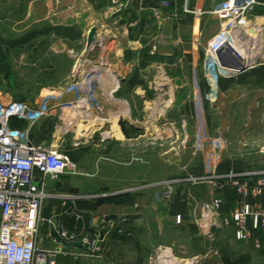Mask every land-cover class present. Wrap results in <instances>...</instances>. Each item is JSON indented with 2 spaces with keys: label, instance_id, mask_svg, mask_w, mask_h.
<instances>
[{
  "label": "crops",
  "instance_id": "0c3cea01",
  "mask_svg": "<svg viewBox=\"0 0 264 264\" xmlns=\"http://www.w3.org/2000/svg\"><path fill=\"white\" fill-rule=\"evenodd\" d=\"M224 1L0 0L1 84L8 83L9 88L12 86V89H16V75L19 72L15 68H28L32 75L42 78L45 86L48 84L49 87L43 89V93H51L85 59L91 65L111 71L113 79L120 82L118 93L122 94V102H114V108L118 112L126 111L133 122L124 118L123 123H130L136 128L138 126L134 122L142 121L132 116L141 113L137 107L132 108V103H135L137 97L138 100L148 101L150 92L148 94L147 89L140 84L146 78L142 72L151 70L150 76H155L159 83L162 77L164 80L161 81L165 83L163 86H170L176 106L167 110L173 120L180 123L185 120L188 127L192 126L204 140L200 154L205 168L198 171V175L214 174L220 178V182L216 180L214 188L208 184L200 186L205 190V195L198 194L193 186H179L170 197L160 202L152 199V192L136 195L135 201L131 199L130 202L129 197L122 200L121 189L110 191L108 196L99 199L102 195L98 188L99 179L119 182L122 171L126 172L111 155L103 158L111 166L107 174L100 170L88 172L96 181H81L70 173L59 179L45 178L44 188L50 198L45 201L41 212V218L45 221L40 225L39 247L45 250L57 247L50 236L54 235L55 230H64L79 237L76 245L65 246L66 252L85 253L89 248L93 252L92 257L79 260H74L71 255L59 256L60 264H84V261H90V264H122L131 255L135 263H140L143 257L137 244L131 252H122L123 244L133 241L130 238L133 235L122 225L124 215L135 217L134 226L138 222L143 226L145 220L136 216L148 211L153 221L149 225L151 231L156 232L157 238H162L164 232H170L171 244L183 247L181 241L174 240L176 217H182L181 233L192 235L202 244L210 240L202 239L208 235L200 222L204 203L214 198H223L225 217L244 203L254 208L263 205V197L239 195L229 183V178L237 176L240 181L247 179L252 185H256L259 179L264 180V62L231 78H223L218 101L209 103L206 100L209 88L204 78L205 51L222 30L221 22L208 12ZM260 1L261 5L255 9L251 20L264 27V0ZM93 28L97 30L96 42L88 47V36ZM102 33L105 34L107 44L99 49ZM97 49L99 51L95 52ZM64 67L65 74L62 72ZM161 71L166 76L159 77L157 74ZM109 83L105 93L116 94L117 91L111 90ZM7 95L34 103L31 100L39 94ZM71 99L66 96L65 101ZM51 104L56 109L49 117L32 126L14 121L13 127L28 130L36 144L61 146L65 143L64 132H70L66 130L69 126L65 123L72 118L71 114L62 116V111L73 108L72 104H67L69 107L59 109L55 99ZM59 116L62 118L56 124V117ZM119 118L121 124L122 117ZM119 130L121 137L116 136V141L122 144V141L128 140L125 139L122 127ZM83 160L78 158L74 164L80 165ZM114 163L116 166L113 167ZM37 179L39 181L41 175L38 174ZM224 179L227 181L223 182ZM87 196L93 197L89 203L83 202ZM110 222H114L115 227L110 226ZM213 229H222L215 236L217 246L223 244V241L233 244L235 249H239L237 253L240 256L250 259V264H264V228L258 232L262 250L256 249L253 242L237 241L234 227L224 229L214 225ZM230 233L234 235L230 236ZM83 237L90 238L89 248L83 245ZM156 241L159 242V239Z\"/></svg>",
  "mask_w": 264,
  "mask_h": 264
},
{
  "label": "rangeland",
  "instance_id": "374dc122",
  "mask_svg": "<svg viewBox=\"0 0 264 264\" xmlns=\"http://www.w3.org/2000/svg\"><path fill=\"white\" fill-rule=\"evenodd\" d=\"M246 31L253 39L258 37L257 30L254 28L250 29L247 27ZM100 37V43L105 46L107 44L105 34H100ZM255 42H257V45L254 46L258 48L259 40ZM227 53L236 61L243 58L241 54L248 57L251 56L250 58H255L256 56L255 54L252 55L251 49L249 51L246 49L238 51L233 45L229 46ZM255 53L259 54L257 50H255ZM84 61L85 59L75 68L73 74L61 82V84H58L57 88H53V92L51 93H43V89L49 87L48 84L45 86L46 84L44 85L42 78L32 75L28 68H15V71L19 72V75H16V82H18L16 89H12V86L9 88L8 83H0V96H6L5 98L1 97L0 102L27 101L25 99L11 98L7 94H39L37 98L31 101L38 103L43 99L45 101H53L55 99L57 104L60 105L59 109L67 108L69 107L67 104H72L71 107L73 109L62 111V116L71 114L72 118L65 123L69 126V129L66 130L70 132H64L63 139L65 143L61 144L60 148L66 154L69 155L70 152H73L76 158H80V161L81 159L84 160L80 165H77L76 172H74L76 174L69 172L70 175L85 182H89L90 180L96 181L89 176L88 172L100 170V172L103 171L104 174H107L111 166L103 158L111 155L113 160L117 162L116 164L120 168L125 169L126 172L122 171V179L119 182L108 180L107 178L99 179L98 188L100 189L99 193L102 195L98 198H105L109 195L110 191L121 189L122 200L124 197H129L130 202L132 200L135 201L136 195L149 194L151 192L152 199L160 202L170 197L179 186H193L194 190L197 189L198 194H204L205 190L201 189L202 187L200 186L208 184L214 188L216 180L220 182L218 179H215V176L219 177V175H198L200 174V170L202 171L205 168V164L201 162L200 154V151H203L204 140L198 132L193 130L192 126L188 127V123L185 120H181L180 123L175 119L173 120L172 115L168 113V110L176 106V100L171 97L170 86H159L160 84H165L161 81L164 80L161 79V76H166L165 73L161 71L157 74L161 77L159 83L155 76H150L151 70L142 72L146 78L143 79L144 82L140 85L147 89L148 94L150 92L147 96L149 103L148 101L138 100V97L135 98L132 108L137 107L141 114L137 116L134 113L132 117H138L142 122L138 125L135 124L138 126L136 128L132 124L126 123L125 129L128 134H124V136L128 141L125 140L122 141V144H119L116 141V136L121 137L119 127H122L121 124L124 122L125 112L122 113V110L118 112L113 104L116 101L122 102V94L118 93L121 84L118 80L113 79L111 71L104 69L102 70L107 72V74L101 77V81L96 78L95 81L90 83V81L85 79L86 75L91 74V72L95 71L96 67L99 68L100 66L91 65L87 61ZM256 61H261L260 57ZM104 68L111 69L108 66ZM65 70L66 68L64 67L62 72L64 73ZM97 73L98 69L95 71V74L92 73L91 75H96ZM23 74H25V77ZM108 81H110L111 90L117 91L116 94L111 93L108 95V93H105L107 92L106 88L110 86L107 85ZM131 90L133 91V89ZM76 92H79L80 99L77 98ZM152 92L153 94H151ZM66 96H70L72 99L65 101ZM167 106L170 107L166 108ZM127 109L129 113V108ZM62 116H59L60 118L56 117V124L60 123ZM118 117H122L121 124V120ZM89 118L93 120V125ZM116 119L117 122L115 123ZM81 121H84L83 124L86 126V130L80 128L82 126ZM129 121L133 122L131 118ZM95 145L101 146L95 147ZM82 150H87V152L82 153ZM116 164L114 163L112 166L114 167ZM190 170L192 172L191 175H189ZM225 181L227 180L224 179L223 182ZM91 200H93V197L87 196L83 202L89 203ZM210 202L204 203L200 212V222L203 224V227L206 224H214L210 219L207 220L208 216L204 212V206ZM134 218L130 215L122 216V225L133 235V237H130L133 240L132 242L123 244L122 252H131L137 244V249L143 259L140 263H135L136 260L132 258V255H129L128 260L122 261V264H226V260L235 261L240 257L237 253L239 249H235L236 247L233 244L230 245L223 241V244L216 245L215 236L219 233L217 231H222V229H212L209 235L202 238L204 240L205 238H209L210 240L199 244V239H195L192 235L189 236L183 232L181 233L180 228L182 225L177 223L176 217L177 225L175 231L180 234L177 235L174 232V240L181 241L180 243L184 245L182 247L179 244L177 246L176 244H171L172 238L170 232H164L162 238H157L156 232L151 231L150 225L153 221L148 211L143 215L136 216V218H143L145 220L143 226L139 225V222L134 226ZM231 235L234 234L230 233ZM136 236H140L141 238L138 239ZM157 239H159V242L156 241ZM230 251H232V254ZM83 263L90 264V261H84Z\"/></svg>",
  "mask_w": 264,
  "mask_h": 264
},
{
  "label": "built area",
  "instance_id": "2783aa9c",
  "mask_svg": "<svg viewBox=\"0 0 264 264\" xmlns=\"http://www.w3.org/2000/svg\"><path fill=\"white\" fill-rule=\"evenodd\" d=\"M260 5V0H226L216 4L208 12L222 24L221 32L205 51L204 78L209 88L206 95L209 103L218 101L221 80L238 74V69L233 64V58L227 53L226 46L234 42L239 35L245 36L246 28L251 24L257 30L258 37L250 38L249 41L252 42L245 49L248 51L251 49L252 55H256L255 59L251 62L248 60H237V62L246 66L247 70L264 62V27L251 20L255 9ZM258 40L259 47L256 48L254 45H257L255 41ZM99 48L102 49V44ZM255 50L259 54H256ZM258 57L261 61L257 62ZM97 69L98 73L91 75L95 74ZM95 71L86 75L85 79L90 83L96 78L101 81V77L107 74L98 67ZM76 93L77 98L80 99L79 92ZM54 109L56 108L51 101L45 99L38 103L0 102V264H60L59 256L71 255L74 260L93 256L89 248L91 246L89 237L82 238L83 245L89 248L87 252L79 254L66 252L65 246L76 245L79 237L64 230H55L54 235L50 236L57 243V247L45 250L38 245L40 225L45 221L41 218V212L45 201L50 198L45 191L44 180L47 177L59 179L69 172L74 173L77 165L60 148L61 146L36 144L32 141L28 130L14 128L13 122L22 121L32 126L49 117ZM38 174L41 175L39 181ZM236 177L231 176L229 183L239 195L244 197L253 195L264 199L263 179L252 185L251 181L247 179L240 181ZM216 178L220 180L219 177ZM224 204V199L218 197L204 206L207 220L214 222L204 226L205 233L209 235L214 225L218 228L232 226L235 228L237 241L253 242L256 249L262 250L263 245L258 232L264 228V203L258 208L244 203L226 217L223 213ZM181 222L182 217L178 216L177 223ZM109 224L115 227L114 222Z\"/></svg>",
  "mask_w": 264,
  "mask_h": 264
},
{
  "label": "bare ground",
  "instance_id": "6f19581e",
  "mask_svg": "<svg viewBox=\"0 0 264 264\" xmlns=\"http://www.w3.org/2000/svg\"><path fill=\"white\" fill-rule=\"evenodd\" d=\"M225 26H226V23L224 24ZM252 26V27H251ZM251 26H249L248 28H250V29H253V24H251ZM247 29V28H246ZM250 38L251 39H253V37H251L249 34H246L245 36H238L235 40H234V42H231V43H228L227 44V46H226V48L228 49L229 48V46H231V45H233V47L235 48H237L238 49V51L240 50V51H244L245 50V47L249 44V43H251L252 41H249L250 40ZM252 45V44H251ZM224 49V48H223ZM225 50V49H224ZM244 54H241V56L243 57V58H241V60H248L249 62H251L252 60H254L255 58L253 57V58H250V57H248V56H246V55H244ZM97 71V70H96ZM160 86H163L162 84H160ZM82 111V110H81ZM126 112V111H125ZM123 113V112H122ZM123 115V114H122ZM119 118V117H118ZM124 118H126V119H130L129 118V115L127 114V113H125L124 114ZM89 120L91 121V123H92V125H93V120H91V118H89ZM88 120V121H89ZM83 122L84 121H81V129H83V130H86V126L83 124ZM117 122V119L115 120V123ZM134 124H136V125H138V124H141L140 122H134ZM79 128V129H80ZM168 257V256H167ZM169 257H171V256H169ZM174 260V259H173Z\"/></svg>",
  "mask_w": 264,
  "mask_h": 264
},
{
  "label": "trees",
  "instance_id": "16d2710c",
  "mask_svg": "<svg viewBox=\"0 0 264 264\" xmlns=\"http://www.w3.org/2000/svg\"><path fill=\"white\" fill-rule=\"evenodd\" d=\"M22 122V121H21ZM121 126L123 127L124 134H128L125 129V123H122ZM82 153H86L87 150H82ZM69 156L73 162H78V158H76L75 154L73 152L69 153ZM226 264H250V259L247 256H240L237 260H226Z\"/></svg>",
  "mask_w": 264,
  "mask_h": 264
},
{
  "label": "water",
  "instance_id": "95a60500",
  "mask_svg": "<svg viewBox=\"0 0 264 264\" xmlns=\"http://www.w3.org/2000/svg\"><path fill=\"white\" fill-rule=\"evenodd\" d=\"M96 32H97L96 28L91 29L89 36H88V40H87L88 47H92L95 44ZM99 49H97L95 52L99 51ZM233 64L235 67H237L238 73H241V72H244L245 70H247L246 66L240 65L235 59H233Z\"/></svg>",
  "mask_w": 264,
  "mask_h": 264
}]
</instances>
